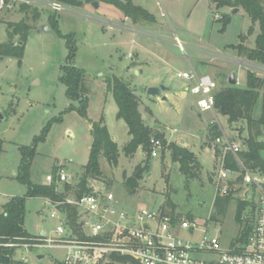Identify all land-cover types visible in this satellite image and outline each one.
I'll return each mask as SVG.
<instances>
[{"label":"rangeland","instance_id":"1","mask_svg":"<svg viewBox=\"0 0 264 264\" xmlns=\"http://www.w3.org/2000/svg\"><path fill=\"white\" fill-rule=\"evenodd\" d=\"M78 1L82 2L80 7L61 3L66 6V12L35 7L40 18L35 20L32 12L27 17L31 29L23 61L6 59L0 62V110L5 115V120L0 121V212L12 198L25 197L28 191L15 179L22 158L20 148L33 147L35 137L52 122L47 138L36 146L30 179L34 184L47 185L48 176L53 175L55 168L58 171L61 167L67 173H77L78 179L88 163L93 142L91 123L103 115L118 144L119 158L117 165H110L101 156L104 173L101 181L127 209L157 210L164 207L170 212L167 206L170 201L178 218L193 217L202 231H208L209 237L219 233L222 243L229 245L239 233L237 201L233 199L226 214L217 221L211 220L216 199V189L210 177L213 152L200 150L208 148L214 137L210 126L219 127L220 134L224 131L243 141L247 136V125L244 122L230 125L217 110L200 112L196 98L188 90L189 82L178 79L176 74L190 72L193 67L199 75L211 76L220 90L227 85L229 73L237 70L236 87L246 88L247 75L252 72L239 68L229 59L239 58L237 51L229 47L238 45L241 35L245 46L254 47L258 25H254L253 33L249 34L252 21L245 11L239 8V13L232 15V9L217 10L210 0H136L135 5L155 17L153 21L126 19L116 7L97 0ZM19 6L20 3L0 15V43L9 40L8 24H18L25 18ZM223 15L232 18L226 30L221 32L222 23L217 19ZM53 16H57L59 31L74 37L76 55L71 64L85 73L90 120L69 110L71 105L79 108L80 103L71 101L66 95L62 77L64 67L68 65L69 50L67 40L53 29L50 21ZM46 25L51 31L41 32ZM176 38L183 44L184 51L176 44ZM12 41H20V37L14 36ZM211 52L222 54L226 59H213ZM136 61L144 64L142 73L135 66ZM113 76L136 93L140 112L148 126L163 136V149L158 157L150 159V170L133 192L125 187V177L133 175L146 155L141 150L132 157L124 154V147L130 140L128 127L123 120L117 119L118 107L105 83ZM161 83L173 89L163 93L166 101L147 95L148 88ZM262 114L264 92H261L255 117ZM181 138L185 140L183 145ZM174 147L203 153V166L199 162V180L188 179L180 172L179 165L172 161ZM54 210L42 198L27 199L25 230L32 236L46 234L54 240L56 228L61 223L60 217L51 218ZM202 231H197L193 239H200ZM181 237L186 239L188 234L182 232ZM39 256L45 258L39 261ZM64 256L62 249L22 246L16 250L14 259L29 264H63Z\"/></svg>","mask_w":264,"mask_h":264},{"label":"built area","instance_id":"2","mask_svg":"<svg viewBox=\"0 0 264 264\" xmlns=\"http://www.w3.org/2000/svg\"><path fill=\"white\" fill-rule=\"evenodd\" d=\"M17 2L56 12L67 10L66 6L53 0H0V15L15 9ZM176 44L185 50L177 38ZM211 54L213 59L226 57L214 52ZM239 58L229 59L239 68L249 69L264 79V65ZM176 76L189 82L188 90L196 98L200 112L216 110L215 95L219 85L211 76L199 75L193 67L190 72H179ZM163 146L162 140L152 137L151 158L158 157ZM213 147L217 152V167L212 175L216 197L232 196L237 201V213L238 202L247 204L237 221L239 233L229 245L222 243L219 233L209 237L208 231H202L195 220H175L166 214L163 207L130 211L105 183L92 179L88 181L90 193L79 199L69 197L64 202L44 199L46 205L55 209L51 218H61L55 239L42 234L33 240L31 246L24 244L20 247L62 249L65 251L63 264L122 263L114 257L124 259L126 264H264V175L248 169L241 160L239 155L246 148L243 141L223 131L213 142ZM229 155L234 158L237 169L227 167ZM47 180V185L55 184L58 188L77 183L76 178L62 167ZM65 205L78 208L81 237L69 226L67 215L61 209ZM197 231H202L201 236L194 240ZM182 232L188 234L186 239L181 237ZM0 246L19 248L14 243Z\"/></svg>","mask_w":264,"mask_h":264},{"label":"trees","instance_id":"3","mask_svg":"<svg viewBox=\"0 0 264 264\" xmlns=\"http://www.w3.org/2000/svg\"><path fill=\"white\" fill-rule=\"evenodd\" d=\"M63 3L67 6L80 7L82 2L78 0H53ZM106 4L112 5L119 9L127 18L134 21L137 20H155V17L147 10L134 4V0H97ZM217 10L229 8H241L250 17L252 26L249 28V34L253 33L254 25H258L259 33L255 39L254 47H247L242 42L243 36L239 38L241 42L238 45L230 46L238 53V57L247 61L264 65V4L263 0H210ZM21 12L25 14V18L18 24L9 23L8 29L9 40L5 43H0V62L6 59H16L20 63L24 59L25 46L28 40V35L31 27L27 24V17L30 12L33 13L35 20L40 18L38 8H33L30 5L21 4L19 6ZM231 15H223L217 19L222 23L221 32H224L231 22ZM53 24V29L57 34L67 40L69 50L68 65L64 67V75L62 77L63 84L66 86V95L71 101H78L80 107L76 108L71 105L70 111H77L79 115L89 120L88 107L89 99L86 96L87 89L84 85L85 73L83 70L76 68L71 64L76 55V45L72 35H63L58 29L57 16L50 18ZM19 36L20 41L13 42L12 38ZM18 42L23 43V46L17 45ZM107 91L112 93L118 107L117 119L123 120L128 127V134L131 140L124 147V154L127 157H132L136 154L139 148H142L146 155L142 164L138 165L129 178L125 177V187L128 191L133 192L139 187V182L143 179L144 174L150 170L151 148L150 140L152 137L162 140L163 136L152 130L144 121L143 115L140 112V100L136 93L129 85L121 79L113 76L105 81ZM261 92H264V79L257 77L253 73L247 75V87L237 88L236 86H228L221 88L215 95L216 110L228 119L230 125L246 123L247 136L244 137V151L240 153V158L245 166L255 172L264 175V159L261 155L264 152V114L255 117V110L261 98ZM55 121H58L56 119ZM91 122V121H90ZM91 134L93 142L90 149L88 163L84 167L83 173L77 180L75 186L64 185L58 188L55 184L43 185L34 184L29 175L30 167L36 157V146L38 143L47 138L52 122L47 124L40 136L35 137L33 147H22L20 152L22 155L21 163L18 168L16 180L24 184L28 191L25 197H14L8 203L2 206L0 212V245L14 243L16 245L33 244L37 236L30 235L25 230V213L26 203L29 198L50 199L54 202H64L69 197L81 198L83 195L90 193L88 188L89 180H101L104 173L101 169L100 159L104 156L110 165H117L119 158V147L112 139L109 129L105 124V117L100 120L92 121ZM211 133L214 136L212 141H215L221 134L220 131L214 130L211 127ZM0 148V154H1ZM172 161L179 164L180 172L188 179L199 180L201 174V166L197 158L192 152L182 147L172 148ZM228 168L237 169L234 158L229 155L226 159ZM57 168L54 169L55 175ZM232 196L215 199V213L211 217L212 221H217L221 216L225 215L227 208L232 201ZM167 206L170 215L173 219H178L175 215V206L170 201H167ZM247 204L238 202L237 221L239 222L240 215L246 209ZM61 209L66 213L69 226L76 233L82 236V227L79 224V210L72 205H65ZM194 220V218H189ZM244 233V237H245ZM84 238V237H82ZM18 248H6L0 246V264H29L22 260H15V252ZM118 262H125L124 259L114 257ZM113 264V263H111Z\"/></svg>","mask_w":264,"mask_h":264},{"label":"water","instance_id":"4","mask_svg":"<svg viewBox=\"0 0 264 264\" xmlns=\"http://www.w3.org/2000/svg\"><path fill=\"white\" fill-rule=\"evenodd\" d=\"M239 13V9H234L232 11V15H235ZM41 32H44V31H51V28L46 25L44 27H42L40 29ZM17 45H21L23 46V43L21 42H18ZM137 64L135 63V66ZM138 74V72H137ZM237 77H238V72L237 70H234L232 72L229 73V75L227 76V85L228 86H236L238 84L237 82ZM172 88L171 87H167L165 84L161 83L160 85L158 86H152L150 88L147 89V95L150 96L151 98H154V99H162L163 101H166L167 98L166 96L163 95V93L167 92V91H171ZM143 119H145V117H143ZM5 120V115L3 113L2 110H0V121H4ZM214 129L216 130L217 127L215 126ZM182 144H184V141H182ZM263 159H264V152L261 153ZM45 257L44 256H39L38 257V260L39 261H42Z\"/></svg>","mask_w":264,"mask_h":264},{"label":"crops","instance_id":"5","mask_svg":"<svg viewBox=\"0 0 264 264\" xmlns=\"http://www.w3.org/2000/svg\"><path fill=\"white\" fill-rule=\"evenodd\" d=\"M136 0H134L133 2H135ZM135 4V3H134ZM136 6H138V5H136ZM141 7V6H140ZM143 8V7H142ZM145 9V8H144ZM146 10V9H145ZM149 12V11H148ZM124 17H125V15H124ZM126 19H130V18H127L126 17ZM136 67L137 68H139L140 69V73H142L143 71H142V69L144 68V64L142 63V62H139V61H136ZM237 82H238V77H237ZM152 86H158V85H152ZM171 91H173V89L171 90ZM171 91H167V92H171ZM166 93V92H165ZM165 96V95H164ZM118 112V111H117ZM117 115V114H116ZM103 116V115H102ZM101 116V117H102ZM101 117H99V120H100V118ZM146 119V118H145ZM145 119H144V121H145ZM90 120V119H89ZM92 121V120H91ZM93 122H95V121H93ZM145 123L147 124V121H145ZM106 124V123H105ZM148 125V124H147ZM107 126V125H106ZM108 127V126H107ZM210 127H212L213 129H214V127L215 126H210ZM108 129H109V127H108ZM211 129V128H210ZM218 129V128H217ZM216 129V130H217ZM215 130V129H214ZM219 130V129H218ZM109 132H110V135H111V137H112V139L116 142V140H115V138L113 137V135H112V133H111V131H110V129H109ZM69 134L71 133V132H68ZM129 135V134H128ZM130 137V136H129ZM130 140H131V137H130ZM130 140H128V142L130 141ZM182 141H184V144H185V140L184 139H180V143L182 144ZM213 142L214 141H212L211 140V142L209 143V147L208 148H205L203 151L202 150H200L201 152H205V150H210V151H212L213 152V157H212V162H213V170H212V172L209 174L210 175V177L212 178V175H213V172L215 171V169H216V167H217V152H216V150L214 149V147H211V146H213ZM117 143V142H116ZM118 145V144H117ZM183 145V144H182ZM183 148H185V147H183ZM186 149V148H185ZM2 150V149H1ZM143 151L142 150V148H139L138 149V151ZM137 151V152H138ZM136 152V153H137ZM191 152V151H190ZM144 153V152H143ZM192 153H195V155H196V157H198L200 160L198 161V162H201V156H203V153H199V152H197V151H195V150H193V152ZM144 161V160H143ZM201 164H202V162H201ZM179 165V164H178ZM201 166V165H200ZM202 166H203V164H202ZM72 174V173H71ZM75 174H77V173H74V174H72L75 178H76V175ZM78 175V174H77ZM210 178V179H211ZM76 180H78L77 178H76ZM211 183H212V181H211ZM136 193H137V191H135ZM122 202V201H121ZM123 205L126 207V205L123 203Z\"/></svg>","mask_w":264,"mask_h":264}]
</instances>
